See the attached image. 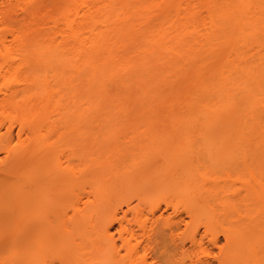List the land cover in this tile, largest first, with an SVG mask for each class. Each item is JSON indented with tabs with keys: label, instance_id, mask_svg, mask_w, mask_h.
Instances as JSON below:
<instances>
[{
	"label": "bare ground",
	"instance_id": "bare-ground-1",
	"mask_svg": "<svg viewBox=\"0 0 264 264\" xmlns=\"http://www.w3.org/2000/svg\"><path fill=\"white\" fill-rule=\"evenodd\" d=\"M42 1H0V33L11 32L20 48L18 57L0 49V115L9 121L0 128V229L22 233L34 256L60 264H264V185L255 178L242 213L226 200L213 221L174 155L156 153L122 177L106 171L92 131L100 121H138L178 104L166 121L201 127L210 139L226 135L222 159L237 139L255 152L264 129L256 113L264 102V0H62L52 13ZM243 78L256 89L241 87ZM188 88L194 98L171 97ZM140 197L150 216L135 223L144 247L126 238L135 234L127 215H139L132 204ZM176 230L185 241L173 238Z\"/></svg>",
	"mask_w": 264,
	"mask_h": 264
},
{
	"label": "rangeland",
	"instance_id": "rangeland-1",
	"mask_svg": "<svg viewBox=\"0 0 264 264\" xmlns=\"http://www.w3.org/2000/svg\"><path fill=\"white\" fill-rule=\"evenodd\" d=\"M43 2L46 3V5H44V10L47 8L48 13H52L53 10H57L59 8V5L61 6L63 4L62 0H43L42 3ZM42 3L40 4L43 6ZM24 10L25 8L21 6L12 7L13 15L19 16V18L24 16ZM16 25L13 27H16ZM14 37L15 35L13 36L9 31L0 33V43H3L2 45L0 44V49L3 54H6L7 49L14 57H18L20 48L15 42ZM130 46L131 45H129V47ZM247 80L243 78L239 81V83L244 82L241 84V87H244L245 84H247L249 85V88L254 91L256 86L252 84L250 85L249 81ZM178 84L184 85L183 82H178ZM194 93V90L188 88L181 94L172 95L171 97L190 99L194 98ZM170 108L174 109L173 111L175 115V113L178 111L179 105L170 103L164 104L161 106V109L154 114L153 117H150V115H145L138 121L128 122L129 120H127V117H124L116 120L115 122L100 121L96 124H92V131L97 138V145L95 148H97L99 152L104 155L103 161L105 164H107L106 171L113 172L116 170L122 177L127 175L132 177L138 170H144V167L148 164L147 162L151 160L156 153L166 157L174 155L176 162L179 163V167L181 166L184 174H187V176L191 178L190 182L192 183L194 190L199 191V199H201V201L207 207H210L214 210V216H211V220L217 221L221 218L220 215L225 212L223 205L226 200L234 205V207L237 209V213H242L243 209L252 202L250 201L249 193L246 191V184L251 183L253 178H255L256 184L254 185H256L258 188H260L259 185H264V129H262V134L259 136L260 140H254L255 144L253 148H255V152L250 149L248 142L237 139V145L228 151L227 156H224L225 158L223 157L222 159V157L218 156L217 152L219 150L218 148H221V146L224 145V138L226 135H223L220 131H217V134L214 135L215 137L210 139L207 131L201 127L198 129H193L190 127L184 128L178 124L168 122L166 121V112ZM256 113L264 115V102L258 106ZM169 114L170 112L167 115V119H169ZM4 116L5 114L0 115V128L3 132L5 128L9 126V121L5 119ZM243 121L246 122V128L243 130V132L245 134V138L247 139V132L253 128L252 120L248 117L243 118ZM186 132L190 133V148H188L185 143ZM16 134L17 127L13 126L14 138H16ZM210 143H212L211 150L204 152L202 148ZM2 158L3 153L0 152V159ZM189 168H191V170ZM123 172L126 174L124 175ZM205 191H209V193L205 194ZM168 200L175 205H182L181 202L175 200L171 195H169ZM145 202L146 201L142 197H140L139 202L134 200L132 205L134 207L139 205V215H136L134 212L127 215V220L131 224L129 228H133V233H135L133 237H126L129 240L130 245H134L136 242L142 244L143 241L142 245L144 247L145 240L143 239H145V236L141 238L142 232L138 231V229L135 227V223L137 220L142 221L150 217L148 211L149 206ZM162 208H165V206L162 205ZM163 211L164 212L162 213L165 216L166 208ZM167 213V216L170 215L172 218L176 216L172 209H167ZM171 214L174 216H171ZM179 215V217L182 216L181 218L185 217L184 212L182 211L179 213ZM202 221L205 222V218ZM181 226L180 228L183 229V225ZM117 227L118 226H115L111 230V234H113L114 238L116 239L119 253L124 255L126 250L123 247H120L121 242L119 240V235L117 234ZM2 229H0L2 231L0 232V264H60L55 256H34L33 245L30 244L28 238L22 233L18 232L15 234L6 228ZM181 229L179 230L181 231ZM179 230H176V233L172 232L171 235H176L175 237L173 236L174 239L183 234L181 233L183 231L180 232ZM178 233L181 234L177 235ZM168 236L166 237L168 238V240L166 239L167 241H169L170 238V236ZM179 237L181 238H178L179 240L185 241V234ZM177 241L176 244H178ZM183 241L180 243H183ZM165 246L166 245L161 247L165 248ZM178 246L180 247L182 244H178ZM204 246L208 247L205 244ZM167 249H162L161 253L164 255L163 250L165 252ZM208 249V252L212 251L211 253H214V255L216 254V249L211 248V251L210 247ZM168 250H170V248ZM175 251V253H177L178 250L176 249ZM145 253L146 252L143 253V250L140 251V255ZM161 253H159V255ZM163 255L160 259L165 258ZM171 255L172 254L169 252L168 257ZM210 256H213V254ZM148 259H150V257L147 258V260ZM167 259H165V261ZM150 261L151 259L148 260L149 263ZM158 263L160 264L161 261Z\"/></svg>",
	"mask_w": 264,
	"mask_h": 264
}]
</instances>
